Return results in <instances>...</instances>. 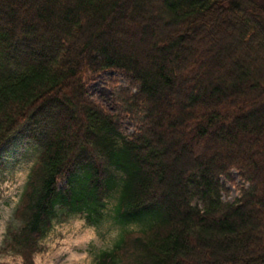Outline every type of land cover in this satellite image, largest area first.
Segmentation results:
<instances>
[{
    "label": "trees",
    "instance_id": "trees-1",
    "mask_svg": "<svg viewBox=\"0 0 264 264\" xmlns=\"http://www.w3.org/2000/svg\"><path fill=\"white\" fill-rule=\"evenodd\" d=\"M107 72L116 114L87 96ZM18 133L38 155L1 250L22 264L108 213L92 264H264V3L0 0V151Z\"/></svg>",
    "mask_w": 264,
    "mask_h": 264
},
{
    "label": "rangeland",
    "instance_id": "rangeland-1",
    "mask_svg": "<svg viewBox=\"0 0 264 264\" xmlns=\"http://www.w3.org/2000/svg\"><path fill=\"white\" fill-rule=\"evenodd\" d=\"M264 3V0H251ZM112 80L113 82H110ZM73 83V82H72ZM128 86V81L114 72H107L88 83L86 91L90 100L100 104L108 113H118V105L114 99L115 90ZM135 124L128 118L122 120V131L132 135ZM38 149L32 145L26 134L12 136L9 143L0 151V264H22L20 257L2 252L1 245L6 229L13 225V211L26 183L29 171L36 161ZM239 182L236 172H233ZM226 182L228 194L223 200L232 202L239 196L235 186ZM116 194L106 201L104 213H108L115 203ZM105 218L99 227L87 225L82 217L54 224L52 230L44 237L41 249L34 255L35 264H92L91 252L111 246L117 238L120 227L113 225ZM138 227L130 226L129 230Z\"/></svg>",
    "mask_w": 264,
    "mask_h": 264
}]
</instances>
